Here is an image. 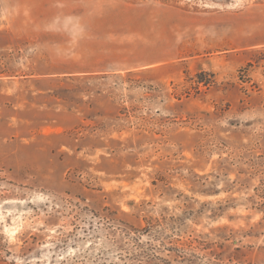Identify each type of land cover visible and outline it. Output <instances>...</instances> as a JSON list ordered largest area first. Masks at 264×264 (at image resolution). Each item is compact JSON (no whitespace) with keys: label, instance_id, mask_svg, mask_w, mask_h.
<instances>
[{"label":"rangeland","instance_id":"374dc122","mask_svg":"<svg viewBox=\"0 0 264 264\" xmlns=\"http://www.w3.org/2000/svg\"><path fill=\"white\" fill-rule=\"evenodd\" d=\"M0 264H264V0H0Z\"/></svg>","mask_w":264,"mask_h":264}]
</instances>
